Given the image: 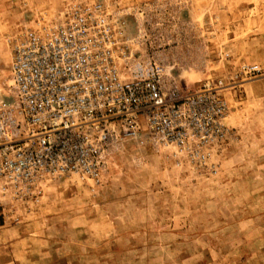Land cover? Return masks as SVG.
<instances>
[{
  "label": "rangeland",
  "instance_id": "rangeland-1",
  "mask_svg": "<svg viewBox=\"0 0 264 264\" xmlns=\"http://www.w3.org/2000/svg\"><path fill=\"white\" fill-rule=\"evenodd\" d=\"M67 1L0 0V82L9 37ZM180 1L185 24L159 49L177 80L264 73V0ZM223 93L232 135L215 172L129 142L99 182L55 179L36 206L0 205V264H264V74Z\"/></svg>",
  "mask_w": 264,
  "mask_h": 264
},
{
  "label": "built area",
  "instance_id": "built-area-1",
  "mask_svg": "<svg viewBox=\"0 0 264 264\" xmlns=\"http://www.w3.org/2000/svg\"><path fill=\"white\" fill-rule=\"evenodd\" d=\"M180 6L68 0L9 37L0 82V205L36 206L55 179L99 182L129 142L176 166L217 170L232 135L223 91L264 73L240 64L194 89L177 80L159 49L185 24Z\"/></svg>",
  "mask_w": 264,
  "mask_h": 264
}]
</instances>
